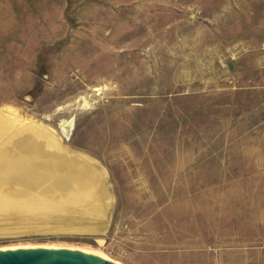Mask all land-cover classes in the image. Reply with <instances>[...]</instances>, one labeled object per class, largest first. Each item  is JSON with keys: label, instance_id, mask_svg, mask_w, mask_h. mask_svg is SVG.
Wrapping results in <instances>:
<instances>
[{"label": "rangeland", "instance_id": "rangeland-1", "mask_svg": "<svg viewBox=\"0 0 264 264\" xmlns=\"http://www.w3.org/2000/svg\"><path fill=\"white\" fill-rule=\"evenodd\" d=\"M6 107L108 196L60 162L9 167L0 249L264 264V0H0Z\"/></svg>", "mask_w": 264, "mask_h": 264}, {"label": "bare ground", "instance_id": "bare-ground-1", "mask_svg": "<svg viewBox=\"0 0 264 264\" xmlns=\"http://www.w3.org/2000/svg\"><path fill=\"white\" fill-rule=\"evenodd\" d=\"M16 119H18L17 112L15 113V111L12 108H9V107L7 108L6 107V108H4L3 110L0 111V176L2 174H3V176H5L4 172L6 170H8L9 167L10 168L13 167V168H16V169L18 167L17 170H21L22 171V170L26 169V167H28L32 163L38 164V166H42L45 163L47 164V163H51L52 162L54 164V163L60 162V163H62L64 165L71 166L73 168V170H75V172L79 173L80 176L78 178L80 180H78V181H81L80 182V186H81V189H82V192H81V194L83 196V197H81L82 200H84V201H86L88 203H92L93 202L92 199L100 198V197L105 196V194H107V192L105 190V186L106 185H104V180H103V172H101L100 170H98L96 172H93V173L90 170H86L85 171V169H87V168L82 163L83 159H82V161H76L73 157L68 155L65 150H64L65 153L63 151H61L62 148L60 147L61 148L60 149L56 145L57 143L52 137H48V138L44 139L41 136V134H39V132H37L35 130L32 131V128L30 130L29 128L23 127L24 128L23 129L18 124ZM40 131H42V133H43V130H40ZM70 154H72V153H70ZM74 155H75V153H74ZM76 158H79V157H76ZM90 166H92V165H90ZM61 167H62V165H61ZM34 172H32V173H34ZM27 175L26 176L22 175V177L24 176L22 178L23 179L22 180L23 184H27V185L31 186V184L27 183V182H29L31 180L29 175L28 176ZM6 176H7V174H6ZM49 178L47 177V179H49ZM57 178H58V176H57ZM78 178H76V179H78ZM0 179H1V177H0ZM16 179L18 180L17 177H16ZM53 179H55V177ZM64 181H66V180H64ZM37 182H39V181H37ZM66 182L70 183V181H66ZM72 183H74V180L72 181ZM21 184H22V182H21ZM0 185H2V184H0ZM8 185L10 186V184H8ZM15 185H18V183H16ZM61 185H63V184H61ZM24 186H26V185H24ZM66 188L67 187H65V190H66ZM71 188L72 189L69 188V190H73L74 189L73 187H71ZM19 191H20V186H19ZM2 195H3V193H2ZM2 195H0V197ZM10 195H12V194H10ZM20 195H22V194H20ZM70 195H72V194H70ZM107 196H108V194L106 195V197ZM72 200H75V199H72ZM106 205H107V203H106ZM99 211H102V210H99Z\"/></svg>", "mask_w": 264, "mask_h": 264}, {"label": "water", "instance_id": "water-1", "mask_svg": "<svg viewBox=\"0 0 264 264\" xmlns=\"http://www.w3.org/2000/svg\"><path fill=\"white\" fill-rule=\"evenodd\" d=\"M0 264H121L108 257L70 247L0 249Z\"/></svg>", "mask_w": 264, "mask_h": 264}]
</instances>
